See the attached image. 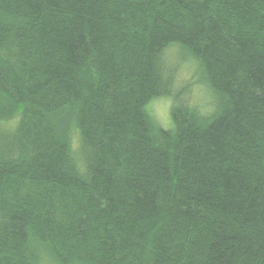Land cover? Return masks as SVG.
<instances>
[{"label": "trees", "instance_id": "trees-1", "mask_svg": "<svg viewBox=\"0 0 264 264\" xmlns=\"http://www.w3.org/2000/svg\"><path fill=\"white\" fill-rule=\"evenodd\" d=\"M0 264H264V0H0Z\"/></svg>", "mask_w": 264, "mask_h": 264}, {"label": "rangeland", "instance_id": "rangeland-1", "mask_svg": "<svg viewBox=\"0 0 264 264\" xmlns=\"http://www.w3.org/2000/svg\"><path fill=\"white\" fill-rule=\"evenodd\" d=\"M182 51L176 48H173L166 52V61L168 64L174 65L178 70V84L180 85H187L189 83L192 84V93H191V99L192 104H195L197 106H207L208 103L209 107H215V100L212 99V94L209 88L206 85L197 84L194 81V73L198 67V63L192 59L190 56H184L181 53ZM209 96H211V100L209 99ZM161 99H167V98H159L154 101H158ZM172 103L169 107L168 114L169 118L170 111H171ZM152 115V114H151ZM153 119L157 123V125L163 127L158 118H156L154 115H152ZM164 128V127H163ZM167 129V128H165Z\"/></svg>", "mask_w": 264, "mask_h": 264}, {"label": "clouds", "instance_id": "clouds-1", "mask_svg": "<svg viewBox=\"0 0 264 264\" xmlns=\"http://www.w3.org/2000/svg\"><path fill=\"white\" fill-rule=\"evenodd\" d=\"M209 99L211 100V96H209ZM172 101L171 99H161L158 101H153L151 104L147 106L148 111L150 114L154 115L156 118H158L160 124L164 128H169L172 125V121L169 118L168 110L171 105ZM214 110L213 107H204L201 109L202 115H209ZM73 153H78L80 149V141L78 135H74L73 142L71 145ZM78 160V167L81 173H83L86 169L85 162L77 157Z\"/></svg>", "mask_w": 264, "mask_h": 264}]
</instances>
